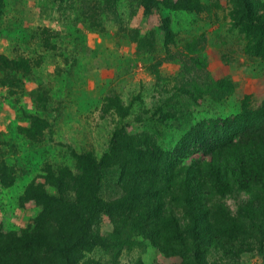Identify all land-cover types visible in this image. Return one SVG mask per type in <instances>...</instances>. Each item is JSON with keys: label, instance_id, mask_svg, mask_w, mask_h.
Wrapping results in <instances>:
<instances>
[{"label": "rangeland", "instance_id": "obj_1", "mask_svg": "<svg viewBox=\"0 0 264 264\" xmlns=\"http://www.w3.org/2000/svg\"><path fill=\"white\" fill-rule=\"evenodd\" d=\"M176 1L0 0L2 233L37 231V187L58 195L48 170L78 175L74 156L99 160L116 129L171 151L199 122L261 103L264 48L253 53L252 37L233 24L232 0H198V14L166 8ZM118 178L117 167L104 170V202L119 197ZM112 231L102 215V237ZM104 241L109 248L87 254L97 264L180 263L144 241ZM260 262L247 252L233 264Z\"/></svg>", "mask_w": 264, "mask_h": 264}, {"label": "trees", "instance_id": "obj_2", "mask_svg": "<svg viewBox=\"0 0 264 264\" xmlns=\"http://www.w3.org/2000/svg\"><path fill=\"white\" fill-rule=\"evenodd\" d=\"M232 3L233 24L252 37L251 51L259 52L264 2ZM166 8L201 11L198 0L168 2ZM117 111L123 114L120 107ZM135 142L120 127L99 160L74 156L78 175L48 170L58 195L37 187L31 198L42 209L37 231H0V264H97L87 254L109 248L106 239L119 249L131 239L144 241L165 257H179V264H233L247 252L257 253L264 264V99L256 107L246 99L235 115L199 122L171 151L149 135L144 147ZM111 167L118 169L121 193L104 202L100 181ZM11 183L12 178L5 185ZM66 191L73 192V200L63 197ZM102 215L113 225L108 237L100 233Z\"/></svg>", "mask_w": 264, "mask_h": 264}]
</instances>
